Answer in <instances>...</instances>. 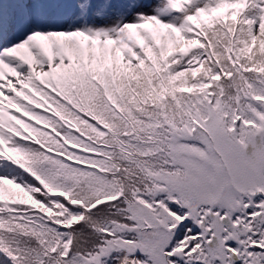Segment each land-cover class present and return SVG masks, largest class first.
Masks as SVG:
<instances>
[{
	"label": "snow or ice",
	"instance_id": "6c2138e0",
	"mask_svg": "<svg viewBox=\"0 0 264 264\" xmlns=\"http://www.w3.org/2000/svg\"><path fill=\"white\" fill-rule=\"evenodd\" d=\"M0 264H264V0H0Z\"/></svg>",
	"mask_w": 264,
	"mask_h": 264
}]
</instances>
